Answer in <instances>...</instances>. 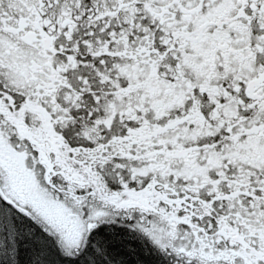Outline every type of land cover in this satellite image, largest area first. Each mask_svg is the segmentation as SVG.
<instances>
[{"label":"snow or ice","instance_id":"6c2138e0","mask_svg":"<svg viewBox=\"0 0 264 264\" xmlns=\"http://www.w3.org/2000/svg\"><path fill=\"white\" fill-rule=\"evenodd\" d=\"M0 264H264V0H0Z\"/></svg>","mask_w":264,"mask_h":264}]
</instances>
